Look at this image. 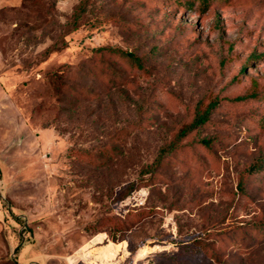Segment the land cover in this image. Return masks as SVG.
I'll return each mask as SVG.
<instances>
[{
    "label": "rangeland",
    "instance_id": "374dc122",
    "mask_svg": "<svg viewBox=\"0 0 264 264\" xmlns=\"http://www.w3.org/2000/svg\"><path fill=\"white\" fill-rule=\"evenodd\" d=\"M186 1L0 0V200L45 257L264 264V0Z\"/></svg>",
    "mask_w": 264,
    "mask_h": 264
},
{
    "label": "trees",
    "instance_id": "16d2710c",
    "mask_svg": "<svg viewBox=\"0 0 264 264\" xmlns=\"http://www.w3.org/2000/svg\"><path fill=\"white\" fill-rule=\"evenodd\" d=\"M87 1V0H85ZM200 4L204 5V8H206L211 0H197ZM193 4V0H187L186 3L184 4L191 6ZM82 6V5H81ZM80 6V7H81ZM82 8V7H81ZM77 13L74 15V20L73 23L76 22L77 20ZM75 26V25H74ZM97 52L100 51H105L110 54H115L118 56H122L126 59H128L132 64H135L137 67L142 68L141 60L137 56H135L132 52L130 51H125L120 48H114V47H107V46H102L98 47L95 49ZM255 58V57H254ZM219 102L214 99L210 100L208 103L202 106L201 103H198L195 107V112L193 118L189 121L184 123L181 127L178 128V130L174 133L172 139L164 146L160 147L159 153L154 160L152 164H150L144 171L143 174H152L158 165L160 164L162 158L167 154L172 151H174L177 148V145L192 131L197 129L198 127L204 125L210 117V114L212 113L213 109L218 106ZM202 142L204 139H202ZM264 169V164L261 160H257L256 162L250 164L246 171L250 174L260 172ZM264 227V222L261 223V225H256L253 228L254 229H259L262 230ZM203 255L206 256L205 252H203ZM207 257V256H206Z\"/></svg>",
    "mask_w": 264,
    "mask_h": 264
},
{
    "label": "crops",
    "instance_id": "0c3cea01",
    "mask_svg": "<svg viewBox=\"0 0 264 264\" xmlns=\"http://www.w3.org/2000/svg\"><path fill=\"white\" fill-rule=\"evenodd\" d=\"M14 217L0 200V264H71L45 257L27 240Z\"/></svg>",
    "mask_w": 264,
    "mask_h": 264
}]
</instances>
